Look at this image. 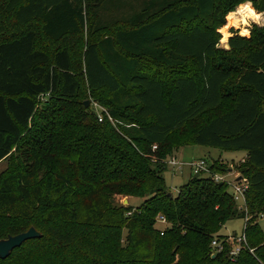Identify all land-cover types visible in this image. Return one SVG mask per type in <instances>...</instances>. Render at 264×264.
<instances>
[{"label":"trees","instance_id":"16d2710c","mask_svg":"<svg viewBox=\"0 0 264 264\" xmlns=\"http://www.w3.org/2000/svg\"><path fill=\"white\" fill-rule=\"evenodd\" d=\"M248 2L0 0V239L42 234L0 264H264V28L218 48ZM186 146L248 154L247 211L204 173L170 196ZM238 218L248 248L213 257Z\"/></svg>","mask_w":264,"mask_h":264},{"label":"rangeland","instance_id":"374dc122","mask_svg":"<svg viewBox=\"0 0 264 264\" xmlns=\"http://www.w3.org/2000/svg\"><path fill=\"white\" fill-rule=\"evenodd\" d=\"M248 3L240 5L234 12L228 14L226 18L227 20L226 27H223L222 29L219 30L221 38L218 48L220 50L223 51L229 50L228 41L234 35L233 32H236L239 36H241L240 33L244 30H247L250 33V35L243 37L250 38L252 36V32L254 28H259V29L264 28V14L257 12L251 2H250L251 8L254 9L255 13L259 15L261 18L258 20L248 19L247 23L243 21V18L239 13V9L241 6L247 5ZM244 155H245L244 152H225L213 148L186 146L174 153L173 157L177 159L179 166L178 167L167 166V169L164 172L163 176L166 180V185L171 195L176 197L179 194L181 187L186 185L190 181V179L196 175L192 170L193 168H191L190 166L191 163L200 162L201 160H204L209 166L219 161L221 164L225 165L226 167L228 166L229 168H232L231 169L232 173L223 175L227 181H232L234 180L235 177L241 176L240 170H238V168L239 166H242L244 163V160L242 159ZM7 169H8L7 161L0 163V177L5 171H7ZM203 176L206 177L208 176V174L204 173ZM229 192L230 193L233 192L231 187H229ZM115 201L116 204L118 205L127 206L131 204L134 207H138L143 204L145 199L117 196ZM237 207L239 210L241 208L243 209L245 208V202L243 199L237 202ZM245 223L246 221L240 218L232 220L223 227L220 234L224 236H229L234 234L241 235L245 228ZM259 223L264 232V219H260Z\"/></svg>","mask_w":264,"mask_h":264},{"label":"built area","instance_id":"2783aa9c","mask_svg":"<svg viewBox=\"0 0 264 264\" xmlns=\"http://www.w3.org/2000/svg\"><path fill=\"white\" fill-rule=\"evenodd\" d=\"M96 111L99 114V120L102 122L103 116L102 112L107 113V111L99 106L98 104H94ZM157 147H154V150ZM165 164L167 166H172V167H178L179 163L177 162V159L175 157H169L166 161ZM191 168H193V172L197 175L200 173H207L209 176H212L214 181L216 183H227L229 187L232 188L233 192L231 193L235 202L237 203L239 200L243 199L245 202V208H241L240 211H247L246 208V192L249 188V183L246 180H242L239 183H233L232 181H227L223 175L220 174H212L209 170V166L204 160H201L200 162H193L190 164ZM263 218V216H262ZM158 223L160 224H167V221L164 217H159L158 218ZM246 227V223H245ZM227 243H231L233 248L229 252V257L233 262H236L237 258L241 254V252L244 249L248 248V243H247V237L245 233V228L242 232L241 235H229L227 236V239L225 240H219V239H214L211 243V248L213 249V257H216L217 254H221L225 251V245ZM252 252V251H251Z\"/></svg>","mask_w":264,"mask_h":264},{"label":"water","instance_id":"95a60500","mask_svg":"<svg viewBox=\"0 0 264 264\" xmlns=\"http://www.w3.org/2000/svg\"><path fill=\"white\" fill-rule=\"evenodd\" d=\"M90 101H86V107L90 106ZM232 170H230V173ZM199 174L195 175L194 178L197 179ZM242 181V177L239 176L233 183H239ZM170 196H172L170 194ZM128 203V201H127ZM42 234L39 233L34 227L30 228L27 232L16 236H10L6 239H0V260H6L11 256L14 250L20 248L26 241L41 238Z\"/></svg>","mask_w":264,"mask_h":264},{"label":"clouds","instance_id":"9594fccd","mask_svg":"<svg viewBox=\"0 0 264 264\" xmlns=\"http://www.w3.org/2000/svg\"><path fill=\"white\" fill-rule=\"evenodd\" d=\"M243 7L248 10L249 15L253 16V18L258 19V15L255 13V10L251 8L250 0H249V3L247 5H244ZM240 34H241V36H249L250 35V33L247 30L242 31Z\"/></svg>","mask_w":264,"mask_h":264},{"label":"bare ground","instance_id":"6f19581e","mask_svg":"<svg viewBox=\"0 0 264 264\" xmlns=\"http://www.w3.org/2000/svg\"><path fill=\"white\" fill-rule=\"evenodd\" d=\"M239 13H240V15H241V17L243 18V21H244L245 23H247V20H248V19L258 20V19L261 18L259 15H258V19L253 18V16L249 15V14H248V10H247L246 8H244L243 6L240 7V9H239Z\"/></svg>","mask_w":264,"mask_h":264},{"label":"crops","instance_id":"0c3cea01","mask_svg":"<svg viewBox=\"0 0 264 264\" xmlns=\"http://www.w3.org/2000/svg\"><path fill=\"white\" fill-rule=\"evenodd\" d=\"M245 153V152H244ZM247 157H248V154L247 153H245V155H244V157L242 158L243 160H246L247 159ZM232 173V172H231ZM236 178H238V176L237 177H235L234 178V180L236 179Z\"/></svg>","mask_w":264,"mask_h":264}]
</instances>
